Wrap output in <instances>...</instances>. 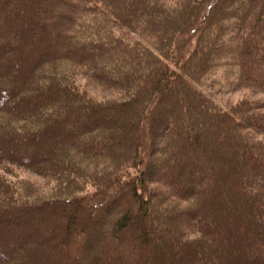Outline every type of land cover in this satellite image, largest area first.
<instances>
[{"label":"trees","instance_id":"trees-1","mask_svg":"<svg viewBox=\"0 0 264 264\" xmlns=\"http://www.w3.org/2000/svg\"><path fill=\"white\" fill-rule=\"evenodd\" d=\"M221 68L264 95V0H0V264H264V100Z\"/></svg>","mask_w":264,"mask_h":264},{"label":"rangeland","instance_id":"rangeland-1","mask_svg":"<svg viewBox=\"0 0 264 264\" xmlns=\"http://www.w3.org/2000/svg\"><path fill=\"white\" fill-rule=\"evenodd\" d=\"M227 71L228 70L226 68H221L217 72L212 74V77L209 78V84L207 83V88H205V92L208 95H211L215 103L223 108L228 109L231 104H236L238 103V101L243 99L253 100L254 98H259L261 100H264V95L262 93L252 92L246 89L236 91L233 88V85H231V81L234 80V75L232 73L228 74ZM78 85L82 90L86 92L88 96L90 95L97 100H105L112 97L111 93L104 89L102 86H99L90 80L88 81L83 77H80ZM11 177L27 179L32 183L36 182L40 185V187H46V185H48L47 181H45L42 177L35 173L32 174L31 172H28L26 170H16L14 176L12 175Z\"/></svg>","mask_w":264,"mask_h":264}]
</instances>
